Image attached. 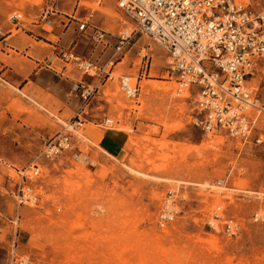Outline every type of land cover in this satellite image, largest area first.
<instances>
[{"label": "rangeland", "instance_id": "374dc122", "mask_svg": "<svg viewBox=\"0 0 264 264\" xmlns=\"http://www.w3.org/2000/svg\"><path fill=\"white\" fill-rule=\"evenodd\" d=\"M242 1L264 9V0ZM45 4L0 0V37L11 29L6 44H0L8 54L0 57L16 74L22 75L27 63L34 65L17 37L32 30L55 46L39 41L43 50L27 52L45 67H36L22 89L7 75L0 78V264H11L13 253L31 264H264V221L253 217L264 211V142L244 143L223 131L201 129L195 123V97L176 96L167 52L146 35L128 33L129 42L115 53L117 35L128 27L115 0H57L59 15L50 16L52 23L38 20ZM13 11L23 13L25 32L11 27ZM63 13H75L112 34L105 47L75 34L82 42L74 51L106 64L113 74L98 85L79 128L67 125L80 102L61 73L74 80L83 74L73 63L62 66ZM144 52L150 55L147 63ZM120 74L139 81L135 98L119 91ZM250 84L258 86L264 101L261 70ZM107 117L113 119L111 131L124 135L119 154L86 136V128L108 130L93 123ZM257 125L264 130V113ZM59 131L71 133L72 145L47 158L44 142ZM32 164L39 167L38 201L18 204V171ZM169 194L177 212L160 227L157 213ZM227 218L239 224L236 233L224 230Z\"/></svg>", "mask_w": 264, "mask_h": 264}, {"label": "built area", "instance_id": "2783aa9c", "mask_svg": "<svg viewBox=\"0 0 264 264\" xmlns=\"http://www.w3.org/2000/svg\"><path fill=\"white\" fill-rule=\"evenodd\" d=\"M56 1L46 0L38 20L51 22L49 17L58 12ZM115 1L117 8L134 24L131 33L146 35L166 50L167 69L175 75L176 93L187 90L195 97L199 115L195 123L201 129L223 131L244 143L264 142V130L257 125L260 114L264 113V101L258 86L249 82L264 61V9L254 8L242 0ZM23 18L20 11L8 15L14 29L23 28ZM76 21L78 32L87 35L94 44L110 45V32L91 25L88 19L76 18ZM130 34L117 35L115 53L129 42ZM59 52L61 59L73 63L83 76L91 79V82L80 79L71 86L80 105L70 125L79 128L85 124L81 114L98 91V85L113 79V74L106 69V64L99 66L72 50ZM142 57L147 63L150 55L144 52ZM117 86L128 98H135L140 91L139 81L132 83L127 74L118 75ZM93 123L104 128L113 127V119L108 117ZM71 145V133L59 131L45 140L43 154L54 158ZM18 172L21 179L15 191L18 204L36 203L39 195L34 181L39 173L38 165L32 164ZM170 195L157 213L156 221L160 227L171 223L177 212L172 207ZM253 217L264 221V211L254 212ZM238 229L239 224L232 218L224 220V230L228 234L236 233ZM11 264L31 262L28 257L13 253Z\"/></svg>", "mask_w": 264, "mask_h": 264}, {"label": "crops", "instance_id": "0c3cea01", "mask_svg": "<svg viewBox=\"0 0 264 264\" xmlns=\"http://www.w3.org/2000/svg\"><path fill=\"white\" fill-rule=\"evenodd\" d=\"M55 14L56 15H59L57 13H55ZM63 15H64V18L66 19V21H61L62 22L61 24L64 26V28H63L64 30H62V32L64 34V36L62 37V42H63V45L65 47H60L59 50L66 49V50H72L73 52H75L74 49H76V47L77 48H80V42H82V39H80L79 37L77 39L76 38L77 36H75L76 33L79 34V32L77 30V24H78V22L76 21V18H78V17L75 16V13H69V14L68 13H63ZM51 23H52V21H51ZM72 23L75 24L74 25L75 28L73 27V28L70 29V26L72 25ZM34 25L39 26L38 23H35ZM19 29H21L23 32H25V30H26L24 28H19ZM8 30H6L5 33H8ZM16 30H18V29H16ZM28 30H31V29H28ZM10 35H11V32L9 34H7V35H4V36L0 37V44H1V46H4L6 44V38L8 36H10ZM25 35H26V37H17V40H18V43L23 46V55H25L27 57V59L29 61H31L34 65H32L30 63H27L26 64L27 65V70L24 73L22 72V75H18V74H16L14 72V69L11 67V65L10 64H7L0 57V78L3 79L4 76L7 75L6 77L9 78V81L13 82V80L15 79V81L18 82L17 83L18 84V87H20V88H18V90L22 89V87L27 84V81H25V80L28 79V75L30 73H32L35 70L36 67H38L37 69H41V68L45 67V62H41L38 58L31 57V56H28L27 55V52L29 50H32L35 53H37V51L38 52L41 51V48L42 47L39 46L36 43L39 42V41H43V40L42 39H39V38H36L34 36V34L32 33V30L29 33L25 32ZM43 42H45V41H43ZM45 43H47L48 45H53L54 46V44H52V42H50V43L49 42H45ZM42 50H43V48H42ZM0 53L1 54H8V52L6 51V47L0 48ZM44 61H46V60H44ZM63 63H64V65H62V66L64 67V70L67 69V64H71L70 62H66V61H63ZM260 70H261L262 73H264L263 65H261L256 70L255 73L259 72ZM61 76H64V78L66 80H70V82H71L70 83V86H72V84L74 82H76V81H78L80 79H83L85 82H91V79L89 77H87V76H83V78H80L78 80L71 79V77L69 75H67V74L64 75L63 72L61 73ZM252 79H254V75L251 78V80ZM251 80L249 82H251ZM86 129H87V133H88L86 136L89 139L94 140L100 147H101V145H104L108 149H110L111 152L116 153L118 151L117 154H119V152H120L119 148H120V145L122 143V139L124 138V135L123 134L117 133L115 131H111V130H113L111 128H106L108 130H104L101 133H99L97 131H94L93 129H90V128L89 129L86 128ZM3 201L4 200H3V198L0 195V207H1V205H3ZM2 219H0V227H3V225H4L2 223Z\"/></svg>", "mask_w": 264, "mask_h": 264}, {"label": "bare ground", "instance_id": "6f19581e", "mask_svg": "<svg viewBox=\"0 0 264 264\" xmlns=\"http://www.w3.org/2000/svg\"><path fill=\"white\" fill-rule=\"evenodd\" d=\"M127 18V17H126ZM128 19V18H127ZM50 20L52 21V17H50ZM128 21V27H126L125 29H124V31L122 32V33H125V35H127L128 33H130L133 29H134V24L128 19L127 20ZM130 21V22H129ZM132 26V27H131ZM132 28V29H131ZM129 35V34H128ZM146 49V48H145ZM144 48H143V50H145ZM144 85H146V83L145 82H143V83H141V87H142V89L144 88ZM175 93H176V91H175ZM188 94V91L187 90H185V91H183L182 93H180V94H177L176 93V96H181V95H187ZM59 121L61 120V119H58ZM68 126H71L70 124H67ZM72 129L74 130V131H76L77 133H81L80 131H78V130H75L73 127H72ZM209 132H211V131H209ZM219 141H221V140H219ZM216 188V190L218 191V192H221V191H223L224 190V188L222 187V186H215ZM18 203V202H17Z\"/></svg>", "mask_w": 264, "mask_h": 264}]
</instances>
